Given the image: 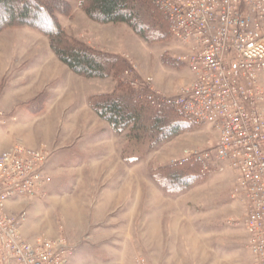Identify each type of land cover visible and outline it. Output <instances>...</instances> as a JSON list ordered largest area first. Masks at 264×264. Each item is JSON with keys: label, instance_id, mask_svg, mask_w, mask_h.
<instances>
[{"label": "rangeland", "instance_id": "1", "mask_svg": "<svg viewBox=\"0 0 264 264\" xmlns=\"http://www.w3.org/2000/svg\"><path fill=\"white\" fill-rule=\"evenodd\" d=\"M37 5L52 9L63 38L118 64L107 78L86 77L59 59L42 28H0V148L43 149L50 179L19 213L8 207L27 214L24 234L28 225L32 239L64 237L73 249L69 264H254L234 170L220 164L206 171L190 156L214 148L216 131L197 125L155 143L149 135L116 134L93 107L133 97L152 108L146 97L153 92L171 97L192 83L175 41L146 40L127 24L92 19L82 0L3 4L0 23ZM43 14L36 21L46 25ZM185 177L187 186L172 181Z\"/></svg>", "mask_w": 264, "mask_h": 264}, {"label": "built area", "instance_id": "2", "mask_svg": "<svg viewBox=\"0 0 264 264\" xmlns=\"http://www.w3.org/2000/svg\"><path fill=\"white\" fill-rule=\"evenodd\" d=\"M153 1L168 19L181 52L176 59L194 79L171 97L153 92L147 103L156 110L175 107L186 120L218 133L214 148L190 156L206 171L220 164L234 170L248 248L254 264H264V0ZM46 161L43 149L23 144L0 154V264L70 262L73 249L64 237L29 240L27 214L8 211L13 201L45 193Z\"/></svg>", "mask_w": 264, "mask_h": 264}, {"label": "trees", "instance_id": "3", "mask_svg": "<svg viewBox=\"0 0 264 264\" xmlns=\"http://www.w3.org/2000/svg\"><path fill=\"white\" fill-rule=\"evenodd\" d=\"M144 1L149 7L143 6ZM18 2L19 0H0V5ZM35 2L39 3L40 0ZM82 3L87 4L86 12L92 19L105 24H127L146 40H154L162 36L172 39L168 19L153 0H82ZM13 8L11 6V10ZM144 11L147 18L143 16ZM38 14H43L47 18L46 25L37 23ZM18 22L42 28L49 36L52 48L59 59L78 74L104 79L110 76L113 66L118 64L114 57L100 55L84 45L74 44L63 38L65 33L52 9H47L44 5H37L35 9L25 6L21 14L12 13L7 22H1L0 28ZM93 107L96 113L110 124L116 134L132 132L139 137L149 135L155 143L171 140L184 131L200 125L183 118L175 107H166L161 110L146 108L134 101L133 97L112 98ZM172 181L181 186H187L191 182L186 177L183 180L175 178Z\"/></svg>", "mask_w": 264, "mask_h": 264}, {"label": "crops", "instance_id": "4", "mask_svg": "<svg viewBox=\"0 0 264 264\" xmlns=\"http://www.w3.org/2000/svg\"><path fill=\"white\" fill-rule=\"evenodd\" d=\"M264 78V77H263ZM262 78V79H263ZM10 148V147H9ZM9 148H6V149H1L0 148V154L2 153V152H4V151H6V150H8ZM46 165H47V161H46V164H45V175H46V177L49 179V176H48V174H47V172H46ZM50 180V179H49ZM50 182V181H49ZM26 200H28V199H18V200H16V201H13V202H11L10 203V205L8 206L9 207V210L11 211V212H14V213H19V212H16L15 210H18V209H20L21 207H22V205H25V204H27V202L28 201H26ZM27 229H28V225H26V227H25V236H26V238H28L29 240H31L32 238L31 237H28L29 235L27 234ZM27 234V235H26Z\"/></svg>", "mask_w": 264, "mask_h": 264}]
</instances>
